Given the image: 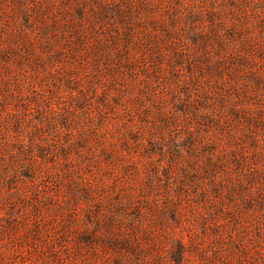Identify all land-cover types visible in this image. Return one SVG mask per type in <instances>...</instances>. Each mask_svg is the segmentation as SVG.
Segmentation results:
<instances>
[{"label": "rangeland", "instance_id": "1", "mask_svg": "<svg viewBox=\"0 0 264 264\" xmlns=\"http://www.w3.org/2000/svg\"><path fill=\"white\" fill-rule=\"evenodd\" d=\"M0 264H264V0H0Z\"/></svg>", "mask_w": 264, "mask_h": 264}]
</instances>
